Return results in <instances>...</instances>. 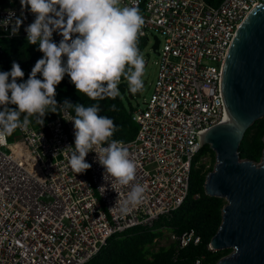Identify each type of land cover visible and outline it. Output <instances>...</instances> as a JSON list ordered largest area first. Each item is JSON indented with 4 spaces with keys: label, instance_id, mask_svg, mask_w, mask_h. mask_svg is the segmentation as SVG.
I'll return each instance as SVG.
<instances>
[{
    "label": "built area",
    "instance_id": "1",
    "mask_svg": "<svg viewBox=\"0 0 264 264\" xmlns=\"http://www.w3.org/2000/svg\"><path fill=\"white\" fill-rule=\"evenodd\" d=\"M123 4L133 6V0ZM258 5L264 0H221L216 6L203 0H136L144 19L138 47L141 53L158 38L157 71L144 106L131 112L135 136L115 141L136 163L133 184L145 188L142 203L121 214L132 185L118 186L104 175L95 152L85 157L90 169L71 170L74 130L61 107L45 125L30 122L17 128L18 139L0 143V264H83L111 236L150 227L182 204L203 135L229 118L222 96L225 59L238 27ZM7 19L12 22L3 24ZM16 19L22 23L12 35ZM34 19L20 0H0V35L26 38ZM61 39L53 32V42ZM171 236L179 246L198 242L192 230Z\"/></svg>",
    "mask_w": 264,
    "mask_h": 264
},
{
    "label": "clouds",
    "instance_id": "2",
    "mask_svg": "<svg viewBox=\"0 0 264 264\" xmlns=\"http://www.w3.org/2000/svg\"><path fill=\"white\" fill-rule=\"evenodd\" d=\"M20 4L35 15L34 22L25 29L26 38L29 44H38L43 56L24 82L17 83L24 72L16 62L10 71L0 72V143L6 142L18 127H27L33 116L42 125L44 116L58 113L56 106L61 105L74 130V146L69 147L72 151L68 159L71 170L83 174L90 169L85 157L95 152L104 175L107 173L118 186L132 185L120 206L121 214H127L142 203L145 188L133 184L137 166L127 148L121 142L110 141L116 131L114 121L100 115L97 104L85 106L68 100L58 104L55 95L65 75L78 93L92 100L119 96L122 77L131 93L142 89L145 60L138 45L144 19L135 6L136 0L133 6L124 5L123 0H20ZM11 22L7 19L3 24ZM21 23L15 20L12 35ZM56 31L62 36L59 44L52 41ZM74 34L78 35L72 38ZM38 73L42 79L37 78Z\"/></svg>",
    "mask_w": 264,
    "mask_h": 264
},
{
    "label": "trees",
    "instance_id": "3",
    "mask_svg": "<svg viewBox=\"0 0 264 264\" xmlns=\"http://www.w3.org/2000/svg\"><path fill=\"white\" fill-rule=\"evenodd\" d=\"M209 6H216L221 0H203ZM43 53L38 51V44H29L27 38H11L0 35V72L10 71L13 62L20 65L24 72L23 78L17 83L28 79L36 61L42 58ZM66 62V57L64 58ZM38 79H42L37 74ZM11 79V78H10ZM120 95L116 98L105 97L92 100L82 93H78L70 78L65 75L56 86L55 100L62 104L65 100L85 106L97 104L100 115L107 116L114 121L116 131L110 140L127 141L137 132V125L131 117L133 107L129 99L124 101L123 96L129 90L125 78H121L118 85ZM115 105V109L112 106ZM15 108V105H8ZM58 113H47L41 125L37 117L30 118L34 127L38 128L60 113L61 105H57ZM2 110V109H0ZM71 112V110H69ZM74 115V113H72ZM23 115L21 116V120ZM264 116L256 119L245 131L239 144L241 159H249L255 163L261 160L264 149ZM10 141L18 139L17 129L8 136ZM202 156L210 157V164L200 162ZM215 152L209 144L202 145L194 157L189 178L188 193L182 204L167 216L159 217L152 226H136L115 234L106 240L97 254L83 264H217L218 260L227 255L231 249L214 250L209 246L211 237L216 233L222 221L223 206L226 200L222 197L206 194L204 182L206 175L213 169ZM193 231L198 242L193 239L185 246H179L177 240H172L168 246H152L165 232L176 237L184 232ZM198 261V262H197Z\"/></svg>",
    "mask_w": 264,
    "mask_h": 264
},
{
    "label": "water",
    "instance_id": "4",
    "mask_svg": "<svg viewBox=\"0 0 264 264\" xmlns=\"http://www.w3.org/2000/svg\"><path fill=\"white\" fill-rule=\"evenodd\" d=\"M158 43L154 36L153 51ZM143 87L135 94L128 90V97H139ZM222 96L233 121L202 137L216 159L205 192L226 200L209 246L231 249L217 264H264V149L257 163L241 159L238 151L244 131L264 116V5L254 7L238 27L224 63Z\"/></svg>",
    "mask_w": 264,
    "mask_h": 264
},
{
    "label": "rangeland",
    "instance_id": "5",
    "mask_svg": "<svg viewBox=\"0 0 264 264\" xmlns=\"http://www.w3.org/2000/svg\"><path fill=\"white\" fill-rule=\"evenodd\" d=\"M159 39H161V38H159ZM151 45L152 44L147 46L141 52V54L143 55L144 60H145V73L143 76V80L146 81V84L144 85L140 96L137 98L131 99L128 97L127 91L125 92V96H123L124 101H126L125 100L126 98L129 99V102H130L132 107H135L136 105H138L139 107H143L144 106L143 102L149 98V96L153 90V84L155 81L156 71H157V63L156 62L158 61V58H157L156 53L152 50ZM125 82H127L126 79H125ZM202 162L206 163V166H208L210 164V157L205 156L203 158ZM215 163H216V159L212 162L213 167H214ZM172 240H173L172 236H170V234L168 232H165L164 236L162 238H158L156 240V242L153 244L152 248L157 250L159 247L168 246Z\"/></svg>",
    "mask_w": 264,
    "mask_h": 264
},
{
    "label": "bare ground",
    "instance_id": "6",
    "mask_svg": "<svg viewBox=\"0 0 264 264\" xmlns=\"http://www.w3.org/2000/svg\"><path fill=\"white\" fill-rule=\"evenodd\" d=\"M232 121H233V119H232L231 116L229 115L228 120L224 121V122L221 123V124L229 125ZM206 133H207V132H206Z\"/></svg>",
    "mask_w": 264,
    "mask_h": 264
},
{
    "label": "flooded vegetation",
    "instance_id": "7",
    "mask_svg": "<svg viewBox=\"0 0 264 264\" xmlns=\"http://www.w3.org/2000/svg\"><path fill=\"white\" fill-rule=\"evenodd\" d=\"M158 46H159V43H158Z\"/></svg>",
    "mask_w": 264,
    "mask_h": 264
}]
</instances>
